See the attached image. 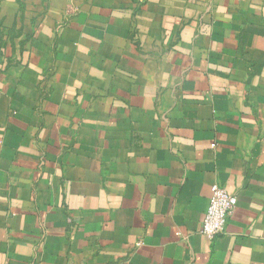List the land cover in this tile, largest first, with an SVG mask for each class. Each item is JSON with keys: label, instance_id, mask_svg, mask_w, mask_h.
Segmentation results:
<instances>
[{"label": "crops", "instance_id": "crops-1", "mask_svg": "<svg viewBox=\"0 0 264 264\" xmlns=\"http://www.w3.org/2000/svg\"><path fill=\"white\" fill-rule=\"evenodd\" d=\"M0 264H264V0H0Z\"/></svg>", "mask_w": 264, "mask_h": 264}, {"label": "built area", "instance_id": "built-area-1", "mask_svg": "<svg viewBox=\"0 0 264 264\" xmlns=\"http://www.w3.org/2000/svg\"><path fill=\"white\" fill-rule=\"evenodd\" d=\"M238 198L219 184L211 186L208 207L202 221V233L214 237L225 230L228 217L236 208Z\"/></svg>", "mask_w": 264, "mask_h": 264}]
</instances>
